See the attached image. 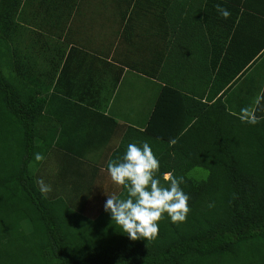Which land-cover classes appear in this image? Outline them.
<instances>
[{
  "label": "trees",
  "instance_id": "trees-1",
  "mask_svg": "<svg viewBox=\"0 0 264 264\" xmlns=\"http://www.w3.org/2000/svg\"><path fill=\"white\" fill-rule=\"evenodd\" d=\"M22 1L0 0V264H264V0H203V92L187 95L159 77L137 127L59 95L62 56L37 65L23 41ZM251 19L262 24L237 44ZM114 135L103 157L86 155ZM141 142L159 160L158 177H183L189 211L183 222L164 215L154 239L132 241L103 211L107 195L124 193L106 165ZM54 151L66 165L51 167ZM195 169L203 178L189 176ZM38 180L51 190L41 194Z\"/></svg>",
  "mask_w": 264,
  "mask_h": 264
},
{
  "label": "crops",
  "instance_id": "crops-1",
  "mask_svg": "<svg viewBox=\"0 0 264 264\" xmlns=\"http://www.w3.org/2000/svg\"><path fill=\"white\" fill-rule=\"evenodd\" d=\"M22 3L23 41L33 46L39 67L48 68L49 60L62 56L53 86L67 100L88 103L119 123L137 127L151 111L159 85H164L159 77L187 95L197 97L204 90L200 75L208 61L209 37L196 14L210 9L203 0ZM176 12H182L177 21ZM256 24L262 23L248 20L237 44L246 42ZM115 93L116 98L111 99ZM116 137L110 136L106 144L86 155L98 160L107 153L108 145L117 143ZM61 157L51 153L52 168L66 165ZM67 175L63 181L73 182Z\"/></svg>",
  "mask_w": 264,
  "mask_h": 264
},
{
  "label": "clouds",
  "instance_id": "clouds-1",
  "mask_svg": "<svg viewBox=\"0 0 264 264\" xmlns=\"http://www.w3.org/2000/svg\"><path fill=\"white\" fill-rule=\"evenodd\" d=\"M216 8L221 17L230 15L219 5ZM34 158L37 161L43 159L39 153ZM159 166V160L147 142L128 143L119 158L107 162L110 180L122 186L124 193L122 197L107 195L103 211L129 240L154 239L158 222L164 215L172 223L183 222L189 211V197L180 187L183 177L171 171L158 177ZM37 184L41 194L51 190L43 180H38Z\"/></svg>",
  "mask_w": 264,
  "mask_h": 264
},
{
  "label": "rangeland",
  "instance_id": "rangeland-1",
  "mask_svg": "<svg viewBox=\"0 0 264 264\" xmlns=\"http://www.w3.org/2000/svg\"><path fill=\"white\" fill-rule=\"evenodd\" d=\"M189 176L192 178L201 179L204 176V172L202 170L195 169L189 173Z\"/></svg>",
  "mask_w": 264,
  "mask_h": 264
}]
</instances>
